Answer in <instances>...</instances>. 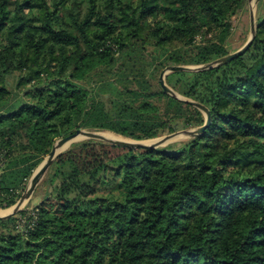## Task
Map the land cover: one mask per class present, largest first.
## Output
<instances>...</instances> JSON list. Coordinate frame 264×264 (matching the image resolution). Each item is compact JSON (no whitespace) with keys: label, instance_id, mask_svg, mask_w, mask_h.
Segmentation results:
<instances>
[{"label":"trees","instance_id":"trees-1","mask_svg":"<svg viewBox=\"0 0 264 264\" xmlns=\"http://www.w3.org/2000/svg\"><path fill=\"white\" fill-rule=\"evenodd\" d=\"M247 5L0 0V208L78 128L146 140L201 126L160 74L237 50L232 19ZM255 25L231 60L165 76L208 108L202 133L157 148L72 143L42 199L0 219V264H264V0Z\"/></svg>","mask_w":264,"mask_h":264},{"label":"water","instance_id":"water-1","mask_svg":"<svg viewBox=\"0 0 264 264\" xmlns=\"http://www.w3.org/2000/svg\"><path fill=\"white\" fill-rule=\"evenodd\" d=\"M252 2L256 4L257 0H248V4L250 7V34L247 38L246 42L237 50L229 53L228 55L218 58L212 62L201 64V65H170L164 68L160 74V83L161 86L167 94L176 97L180 100L186 101L197 108H199L205 115V121L201 126L194 127V128H188L184 129L182 131L173 132L172 134L163 136L161 138H152V139H146V140H135L131 138H109L102 134H100L98 131L95 130H89L85 128H78L75 131L69 133L66 136L59 137L55 140V142L52 145V148L49 152V154L42 160V162L36 167L33 174L31 175L28 183L26 184L21 196L18 199L17 204L10 210L9 212L0 213V219H6L14 214H16L18 211L23 209V206L28 199L31 192L36 187L37 183L41 180L43 175L46 173L47 169L53 162V160L64 150H66L72 143L81 141L83 139H94V140H101L105 141L111 144H115L118 146H124L128 148H139V147H153L157 148L159 146H164L168 143V140L173 137L177 136L178 134H185L188 137H194L200 133H202L206 126L210 122L211 114L207 107L204 105L183 97L182 95L178 94L173 88H171L165 81V76L173 71H200L205 70L208 68H212L214 66L223 64L232 58L236 57L237 55L244 52L251 44L256 31V25H255V8H253ZM82 137L80 139H77L78 137Z\"/></svg>","mask_w":264,"mask_h":264},{"label":"rangeland","instance_id":"rangeland-1","mask_svg":"<svg viewBox=\"0 0 264 264\" xmlns=\"http://www.w3.org/2000/svg\"><path fill=\"white\" fill-rule=\"evenodd\" d=\"M256 4H257V2H256ZM256 4H254L252 2L253 8H255V10H254L255 16H256ZM249 9H250V7L248 4L245 10L239 12L232 19L233 29H232L231 36L229 38V47L231 50L240 48L245 43V40H247V38L249 37V34H250V10ZM17 78H18L17 74H14L13 76H11L9 78V82L7 84V87L9 90H11V91L16 90ZM182 130H184V129H180L178 131H182ZM95 131H98L100 134H102L106 137H109V138H125V139L128 138V137H124L120 134H117V133H114V132L108 131V130H95ZM178 131H176V132H178ZM169 134H172V133H164V134H162L158 137H155V138H161V137L169 135ZM188 138L189 137L185 134H178L177 136L171 137L168 140L167 144L185 141ZM83 140H85V139H83ZM44 176H45V174L43 175L41 180L37 183L36 187L34 188V190L29 195L28 199L26 200V202L23 206V209H25L27 207L28 208L33 207L42 199V197L44 195V191H43L42 187L40 186V183H41L42 179L44 178ZM28 181H27V183H28ZM17 202H18V200L13 205H11L7 208H0V212L5 211L11 207H14L17 204Z\"/></svg>","mask_w":264,"mask_h":264},{"label":"bare ground","instance_id":"bare-ground-1","mask_svg":"<svg viewBox=\"0 0 264 264\" xmlns=\"http://www.w3.org/2000/svg\"><path fill=\"white\" fill-rule=\"evenodd\" d=\"M80 138H82V137L80 136V137H78L77 139H80ZM12 208H13V207H11V208H9V209H7V210H5V211H1L0 213L9 212L10 210H12Z\"/></svg>","mask_w":264,"mask_h":264}]
</instances>
